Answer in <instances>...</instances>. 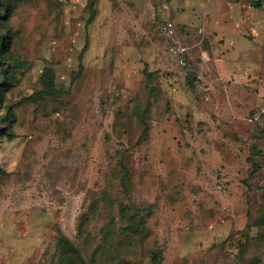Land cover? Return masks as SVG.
<instances>
[{"label":"rangeland","instance_id":"1","mask_svg":"<svg viewBox=\"0 0 264 264\" xmlns=\"http://www.w3.org/2000/svg\"><path fill=\"white\" fill-rule=\"evenodd\" d=\"M8 29L5 59L25 64L17 137L0 139V264H59L96 199L118 231L152 211L99 264H264V0H13Z\"/></svg>","mask_w":264,"mask_h":264},{"label":"trees","instance_id":"2","mask_svg":"<svg viewBox=\"0 0 264 264\" xmlns=\"http://www.w3.org/2000/svg\"><path fill=\"white\" fill-rule=\"evenodd\" d=\"M13 0H0V5L5 9L6 18H9L12 10ZM96 0H93L95 4ZM93 17L90 18L88 22H91ZM13 42V34L10 29L6 30L4 33L0 34V139L6 137L10 140L17 137V132L15 131V124L18 120L17 112L15 111L16 104L22 103L18 101L17 103H6L7 90L10 86L14 85V74L11 68H19L24 66L25 62L22 60H15L12 65L5 59L7 53H9ZM148 80H151L152 74L145 69ZM51 71L46 73V84L47 91L52 93L56 89ZM57 90V89H56ZM151 106V100H148L147 110ZM145 124V121H144ZM148 129V125L145 124L144 132ZM264 191V187H263ZM93 206V205H92ZM99 206V207H98ZM151 209L146 208L143 218H139L134 214L131 215L127 211L124 213L130 217V223L126 228H121L125 234L133 235L139 237L140 240L145 239L149 234L148 226L146 225V219L151 215ZM103 211L100 209L99 199L95 200L94 207L92 210L85 211L80 215L77 234L75 238H71L64 232L59 233L58 237V259L59 264H99V250L108 245L111 248H118L121 240L119 237L120 231L113 228L115 222L113 217L112 226H98L100 220L103 219ZM96 222L97 225L92 224ZM135 225L137 227H135ZM133 233V234H132ZM94 247L92 248V245ZM151 259L153 264H161L163 252L161 250L152 251ZM132 263L128 259H120L118 264Z\"/></svg>","mask_w":264,"mask_h":264},{"label":"built area","instance_id":"3","mask_svg":"<svg viewBox=\"0 0 264 264\" xmlns=\"http://www.w3.org/2000/svg\"><path fill=\"white\" fill-rule=\"evenodd\" d=\"M168 5L165 4L164 8ZM160 32L168 38L169 41V52L171 53L173 60L179 64L185 66L187 61L185 59V49L179 44L176 36V28L173 26L172 22L167 19H163L159 23Z\"/></svg>","mask_w":264,"mask_h":264},{"label":"crops","instance_id":"4","mask_svg":"<svg viewBox=\"0 0 264 264\" xmlns=\"http://www.w3.org/2000/svg\"><path fill=\"white\" fill-rule=\"evenodd\" d=\"M256 4L258 5V7H261V5H260L261 3H260V2H259V3H256ZM259 5H260V6H259ZM237 6H238L237 3H235V4H234V9H235V11H237L238 13L241 14V13L243 12V11H242V8H239V9H238ZM262 6H263V5H262Z\"/></svg>","mask_w":264,"mask_h":264}]
</instances>
